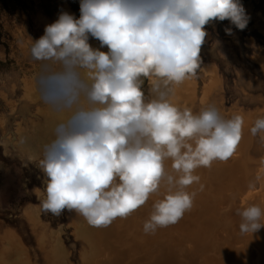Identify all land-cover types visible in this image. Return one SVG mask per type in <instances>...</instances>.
<instances>
[{"label":"clouds","instance_id":"obj_1","mask_svg":"<svg viewBox=\"0 0 264 264\" xmlns=\"http://www.w3.org/2000/svg\"><path fill=\"white\" fill-rule=\"evenodd\" d=\"M225 20L246 28L240 0H80L79 18L62 12L45 27L30 47L32 60L46 65L37 87L46 104L68 116L38 162L47 178L43 191L35 189L43 212L75 211L89 225L107 227L145 205L162 179L168 192L152 205L143 232L174 225L192 209L196 193L185 189L199 182L195 170L234 154L244 119L224 118L214 105L181 109L168 98L170 85L196 75L206 26ZM142 77L151 78L156 95L147 102ZM250 131L264 140V117ZM169 159L177 175L166 173ZM236 214L241 233L264 228L260 206Z\"/></svg>","mask_w":264,"mask_h":264},{"label":"bare ground","instance_id":"obj_2","mask_svg":"<svg viewBox=\"0 0 264 264\" xmlns=\"http://www.w3.org/2000/svg\"><path fill=\"white\" fill-rule=\"evenodd\" d=\"M49 24L44 21V27ZM89 43L93 48L100 47L96 39H89ZM21 52L30 55L28 49ZM213 69H201L205 82L199 93L196 80L191 77L171 85L168 98L193 113L215 105L211 95L219 81ZM45 70L0 76V97L6 110L0 113V144L3 150L9 144L26 159L42 156L43 145L55 138L56 125L68 116L67 112L54 111L41 98L36 78ZM240 116L244 119L242 138L234 154L227 161L217 160L211 167L195 170L199 182L185 189L196 193L193 207L178 223L154 234L143 232L152 205L168 192L164 179L145 205L126 218H116L107 227L91 226L73 211L70 225L73 237L79 241L78 264H264V228L241 233V217L236 214L238 208L252 204L264 209V140L260 138V157L252 158L247 148L252 145V139H248L252 117ZM165 171L177 175L170 159L165 161ZM21 217L31 234L32 247L18 230L0 221V264H72L60 235L62 228L51 227L42 219L39 207L31 204L24 206Z\"/></svg>","mask_w":264,"mask_h":264},{"label":"rangeland","instance_id":"obj_3","mask_svg":"<svg viewBox=\"0 0 264 264\" xmlns=\"http://www.w3.org/2000/svg\"><path fill=\"white\" fill-rule=\"evenodd\" d=\"M240 3L248 16L246 28L239 30L228 20L215 21L207 25L208 35L201 48V67L193 78L196 80V91L199 93L205 82L201 69L206 66L215 68L213 72L216 73L214 76L216 75L219 81L217 83L219 87L216 86L214 94L211 95L214 106H218L216 107L223 113L221 115L224 118H231L239 113L248 114L252 117L250 127H253L257 118L264 117V0H240ZM62 12L79 18L80 0H0V76L9 72L27 74L46 69L44 64L33 61L31 55L23 54L25 52L22 53L21 50H30L28 44L31 45L33 40L44 34V21L51 24ZM226 27L232 28V35L225 33ZM21 42L25 48L21 46ZM142 79L145 101L156 98L152 91L151 78ZM15 90L18 91L19 87ZM5 111L0 97V113ZM249 134L248 139H252L250 141L252 145L247 148L253 151V154L249 151L251 157L257 159L262 150L260 147L262 134L253 136L250 131ZM1 138L0 131V140ZM1 145L0 221L18 230L32 247L31 234L24 225L21 214L27 204L38 206L40 215L46 223L53 228H62L60 235L68 249L71 262L78 264L79 241L73 237L70 225L74 212L65 210L61 215L55 216L50 212H43L40 208V198L36 195L35 189L43 191L47 179L38 166L41 157L26 159L9 144L6 150H3Z\"/></svg>","mask_w":264,"mask_h":264}]
</instances>
